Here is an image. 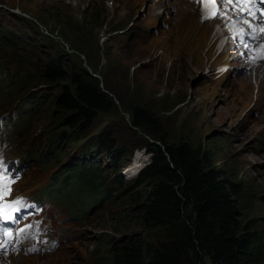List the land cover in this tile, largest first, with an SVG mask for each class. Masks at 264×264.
<instances>
[{
    "label": "rangeland",
    "instance_id": "obj_1",
    "mask_svg": "<svg viewBox=\"0 0 264 264\" xmlns=\"http://www.w3.org/2000/svg\"><path fill=\"white\" fill-rule=\"evenodd\" d=\"M204 12L198 0H0V27L23 38V51L13 55L4 50L5 55L11 54L21 63H33V55L61 57L99 78L105 86L103 90L112 92L108 95L114 101L113 111L96 119L88 137L80 143L82 147L110 130L115 146L124 150L120 163L130 162L128 172H138L150 162L146 145L153 140L130 127L120 99L139 104L157 119L159 128L154 131L164 134L169 145L192 144L205 152L215 167L252 186L262 207L258 216L264 219L263 65L250 67L245 58L231 61L236 53L231 41L240 34L239 27L234 28V23L231 31L224 34V16L218 14L216 19L204 21ZM96 15L98 27L84 28L86 17L92 16L94 21ZM196 23L200 25L197 32ZM258 33L264 40V32ZM227 41L231 50L224 48ZM223 65L232 68L215 78L216 70ZM32 90L40 97L39 103L45 104L52 96L44 85ZM49 104L28 129V141L4 149L7 157L20 159L23 166L12 191L16 195L39 191L42 195L69 194L65 204L74 207L68 209L51 197L42 198L46 208L59 207L66 212H61L56 223L53 216L47 215L61 244L43 258L11 252L0 257V264H103L109 238L139 231L133 225L132 211L125 205L129 200L127 187H120L115 180L122 176L131 185L128 168L114 174L112 167L107 168L94 155V161L104 165L102 177H106L111 195L100 204L90 202L89 209L84 208L86 213L80 212L82 200L78 197L83 196L76 191L73 178L61 190L52 178L55 169L74 162L76 154L69 152L67 158H59L53 165L47 162L46 167L30 162L32 157L27 156L62 130L58 119L51 117ZM5 140L10 139L5 136ZM101 183L103 180L98 184ZM203 264L211 262L206 259Z\"/></svg>",
    "mask_w": 264,
    "mask_h": 264
},
{
    "label": "trees",
    "instance_id": "obj_2",
    "mask_svg": "<svg viewBox=\"0 0 264 264\" xmlns=\"http://www.w3.org/2000/svg\"><path fill=\"white\" fill-rule=\"evenodd\" d=\"M91 18L86 17L82 25L94 30L99 18ZM22 39L0 27V117L7 116V123H12L10 134L17 144L27 142L32 122L50 103L51 117L58 119L62 130L27 156L32 157L30 162L46 167L47 162L53 165L57 159L67 158L71 150L83 151L81 158L58 166L53 178L64 187L72 177L86 202L100 204L111 190L102 177L104 165L93 161V155L101 157L114 174L128 162L120 163L124 150L115 146L110 130L92 144L82 147L80 143L101 114L113 111L110 90L105 88V92L99 78L61 57L33 55V63H21L11 54L5 55L4 50L13 55L23 51ZM38 85L51 91L45 104L38 102L40 97L32 90ZM120 100L130 127L153 140L146 145L151 162L131 185L115 178L120 187H127L125 205L139 231L109 238L103 264H203L206 259L211 264H264V219L258 216L262 207L255 189L215 167L192 144L169 145L164 134L154 131L159 123L147 108ZM13 112L18 115L11 122ZM128 174L134 178L137 172Z\"/></svg>",
    "mask_w": 264,
    "mask_h": 264
},
{
    "label": "snow or ice",
    "instance_id": "obj_3",
    "mask_svg": "<svg viewBox=\"0 0 264 264\" xmlns=\"http://www.w3.org/2000/svg\"><path fill=\"white\" fill-rule=\"evenodd\" d=\"M198 2H202L204 4L211 3L214 6L216 4V0H198ZM223 2L225 4H231L233 6V10L240 11V13L245 17L243 23L248 24L250 28L254 27L257 31L264 32V0H223ZM257 4H259L258 8ZM257 11L259 12V16L256 15ZM218 14L221 16V18H223L224 12L214 7L213 10L209 12L204 18H215ZM249 16L252 17V19H258L259 23L257 25H252L250 20L247 19ZM241 31L243 32V29H241ZM241 43L247 47V44L244 41H241ZM261 47L264 48V45ZM14 182L15 181L10 178V174L3 160L0 159V221L16 222V217L11 215V212H18L21 206L26 205V202L22 198L15 199L11 204H6L4 202L5 197L11 194L10 185ZM6 209L8 210L7 212ZM28 227L31 228L32 226L29 225ZM24 231L25 229H19V232ZM12 235L13 233L10 230H0V253H6L8 245L4 243V239L6 237L11 238ZM28 251H35V249H29Z\"/></svg>",
    "mask_w": 264,
    "mask_h": 264
},
{
    "label": "clouds",
    "instance_id": "obj_4",
    "mask_svg": "<svg viewBox=\"0 0 264 264\" xmlns=\"http://www.w3.org/2000/svg\"><path fill=\"white\" fill-rule=\"evenodd\" d=\"M214 6V5H213ZM231 6V5H230ZM231 8H233L232 6H231ZM232 11H233V13H239L237 16H236V19H237V21H239V19L241 18V16H242V14L237 10V11H235V10H233L232 9ZM257 16L259 15V14H256ZM244 17V16H243ZM250 18V16L249 17H247V19H249ZM237 26H236V24H234V28H236ZM232 39H234V41L236 40V42L239 44V45H242L243 46V49L242 50H240L238 53L239 54H235V55H233V58H236V57H238V55H242L244 52H246L247 53V56H255L258 60H260V61H263L264 60V58H260L257 54H256V51L257 50H264L261 46L262 45H264V40H262L260 37L257 39V40H255L256 42H245V34L244 33H240V34H236V36H233V38ZM241 40L242 41H244L246 44H247V47H245L244 46V44L243 43H241ZM242 58H244V57H242ZM240 59V58H239ZM228 70V67H223V68H220V69H217L216 70V72H215V74H216V76H215V78H219V77H222V76H224L225 74H226V71ZM77 151V152H76ZM71 153H75L76 154V159H78V158H81L82 157V153H83V151H81V150H79V149H74V150H71L70 151ZM82 152V153H81ZM81 156V157H80ZM95 156H97L96 154H95ZM95 158H97V157H95ZM100 160H102V158L100 157L99 158ZM92 160L94 161V155H93V158H92ZM88 162H90V161H88ZM150 162H151V158H150ZM149 162V163H150ZM22 163V162H21ZM100 162L98 161V164H99ZM148 163V164H149ZM129 164H130V162H128L127 163V165L126 166H124L122 169L124 170V169H126L128 166H129ZM148 164H146L144 167H143V169L148 165ZM23 167V166H22ZM23 169V168H22ZM143 169H141L140 170V172H138L137 174H136V176L134 177V178H132V179H129L128 181H133V180H135L137 177H138V175L141 173V171L143 170ZM119 173H121V171H119ZM58 176V175H57ZM70 178H72V177H69L68 179H70ZM121 178H122V176H121ZM123 179V178H122ZM130 181V182H131ZM56 182H57V186L59 187V189L61 190V189H63L64 187L61 185V183H60V180H56ZM126 182V181H125ZM66 183H68V180H67V182ZM55 196H57V197H54V200H59L64 206L66 205L67 206V208L68 209H70L71 208V205H67V204H65V198L69 195V194H66V195H60V194H57V193H53ZM80 198V197H79ZM82 198V197H81ZM80 198V200H82V202H81V205H80V207H79V210H80V212H82L83 210H84V208H88L89 209V206H91V203L90 202H86L84 199H81ZM47 209V208H46ZM48 210V209H47ZM49 213H50V215L51 216H53L55 219H54V223H56L57 222V219H58V221L60 220V218H59V215L61 214V212L62 211H64L65 212V210L64 209H62V208H58V207H50L49 206ZM56 212V213H55ZM84 213H86V211L84 210L83 211ZM53 213V214H52ZM56 216V217H55ZM54 244H56L57 245V247H59V245L61 244L60 243V241L58 240V239H56V241L54 242ZM56 249V248H55ZM55 249L53 248V249H48L47 251H45V253H42V252H30V253H27V252H23V251H17V252H15V255L16 254H20V255H22V256H31V255H35V256H38V257H41V258H43V257H46V256H48V255H51V254H53V251H55ZM3 256H5L4 254H3Z\"/></svg>",
    "mask_w": 264,
    "mask_h": 264
},
{
    "label": "bare ground",
    "instance_id": "obj_5",
    "mask_svg": "<svg viewBox=\"0 0 264 264\" xmlns=\"http://www.w3.org/2000/svg\"><path fill=\"white\" fill-rule=\"evenodd\" d=\"M220 3H223V1L222 0H216V4H215V6H213V4H211V3H208V4H204L203 3V10L205 11L204 12V17L209 13V12H211L212 10H213V8L214 7H216V8H218V9H220L221 11H223L225 14H224V20H223V22H222V24H224V31L222 32V33H224V34H226L227 32H230L231 31V29L233 28V24L235 23L236 24V26L237 27H239L237 30V32H240V33H244L245 34V42H253V41H255V40H257L259 37H261V36H259L258 34V32H260V31H257L256 30V28H254V27H252V28H250L249 27V25L248 24H245V23H242V20H244L245 19V17H243V15L241 16V18L239 19V21H237V19H236V16L239 14V13H233V11H232V8H231V6H230V4H226V5H224L223 7L221 6V5H219ZM224 8V9H223ZM227 11V12H226ZM230 13H232V15H230ZM259 16V15H258ZM204 19V21H211V20H213V19H216V17L215 18H211V19H205V18H203ZM233 20V21H232ZM248 20H250V22H251V24L252 25H257L258 23H259V20L258 19H252V17H250ZM195 31L197 32V29H199V27H200V25L199 24H195ZM241 29H243V32L241 31ZM218 38H219V36H220V34L219 33H217V34H215ZM235 36H236V34H235ZM253 37H255V38H253ZM216 38V37H215ZM246 39L248 40V41H246ZM204 41H205V39H204ZM231 46H232V51H236V53L237 54H239L238 52L240 51V50H242L243 49V46L242 45H239L238 43H236V40L234 41H231ZM230 44V42L229 41H227V44L225 43L224 45V48H228L227 50H231V48L230 47H228V45ZM236 49V50H235ZM236 53H233V55H235ZM236 54V55H237ZM242 57H244L246 60H247V64H248V62H249V65H250V67H253V66H255L256 64H262L263 65V67H261V69H263L264 70V60L263 61H260V60H258L255 56H247V53L246 52H244L242 55H238V57H236V58H233L232 57V59H231V61L233 60V62H236V60H238L239 58H242ZM226 65V64H225ZM224 66V65H223ZM224 67H228V70L226 71V73L227 72H229L230 71V69L232 68L231 67V65H227V66H224ZM223 68V67H222ZM219 69H220V67H219ZM256 69V68H255ZM146 164V163H145ZM131 166V165H130ZM130 166H128L127 168V172L126 173H128V170H129V167ZM141 169H143V168H141ZM141 169H139V171L138 172H140V170ZM137 172V173H138ZM129 179H132V178H129ZM128 179V180H129ZM11 252H14L15 253V251L14 250H12ZM11 252H8V251H6V253H4V255L5 254H9V253H11Z\"/></svg>",
    "mask_w": 264,
    "mask_h": 264
}]
</instances>
